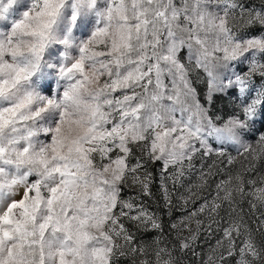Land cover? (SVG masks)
I'll return each mask as SVG.
<instances>
[{
	"label": "clouds",
	"instance_id": "9594fccd",
	"mask_svg": "<svg viewBox=\"0 0 264 264\" xmlns=\"http://www.w3.org/2000/svg\"><path fill=\"white\" fill-rule=\"evenodd\" d=\"M0 264H264V0H0Z\"/></svg>",
	"mask_w": 264,
	"mask_h": 264
},
{
	"label": "rangeland",
	"instance_id": "374dc122",
	"mask_svg": "<svg viewBox=\"0 0 264 264\" xmlns=\"http://www.w3.org/2000/svg\"><path fill=\"white\" fill-rule=\"evenodd\" d=\"M155 190H157V191L159 192V194H161V198H160V199H162V197H163V190H161V189L159 188V185H158V184H157ZM177 215H179V213H177Z\"/></svg>",
	"mask_w": 264,
	"mask_h": 264
},
{
	"label": "trees",
	"instance_id": "16d2710c",
	"mask_svg": "<svg viewBox=\"0 0 264 264\" xmlns=\"http://www.w3.org/2000/svg\"><path fill=\"white\" fill-rule=\"evenodd\" d=\"M158 198H159V199L161 198V194H159Z\"/></svg>",
	"mask_w": 264,
	"mask_h": 264
}]
</instances>
